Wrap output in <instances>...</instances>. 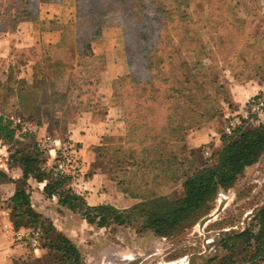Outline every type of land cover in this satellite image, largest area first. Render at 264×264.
I'll use <instances>...</instances> for the list:
<instances>
[{
	"label": "rangeland",
	"instance_id": "1",
	"mask_svg": "<svg viewBox=\"0 0 264 264\" xmlns=\"http://www.w3.org/2000/svg\"><path fill=\"white\" fill-rule=\"evenodd\" d=\"M120 54L129 68L108 90L102 83L108 67L103 58L119 64ZM255 97L264 98V0H0V119L21 118L38 127L36 134L20 129L22 135L13 140L0 139V170L7 174L20 168L12 158L16 152L31 153L34 147L45 151L46 166L55 170L54 157L40 146L46 135L72 144L81 158L70 139L73 130L82 127L85 113L103 116L113 103L124 105L128 125L135 124L132 140L166 142L173 152L196 149L199 160L203 156L212 164L224 147L228 117L244 115ZM124 144L125 139L101 152ZM206 147L212 159L205 157ZM82 174L70 181L81 191ZM4 184L0 178V205L7 208L1 224L22 230L23 239L13 231L10 239L28 251L9 264H64L60 256L45 259L44 249L28 245L29 228L17 225ZM164 189L169 201L183 197L179 183ZM224 198L229 200L224 211L201 230L200 221ZM142 203L131 206L138 210L128 226L99 228L79 213L60 217L71 226L66 235L81 252L82 264H128L137 258H143L141 264L187 263L205 250L207 233L243 224L264 204V155L232 188L221 190L201 218L168 237L146 228L150 207L142 212ZM255 217L248 229L257 231ZM244 247L238 243L233 252H223L221 245L216 258L242 264L254 251Z\"/></svg>",
	"mask_w": 264,
	"mask_h": 264
},
{
	"label": "trees",
	"instance_id": "2",
	"mask_svg": "<svg viewBox=\"0 0 264 264\" xmlns=\"http://www.w3.org/2000/svg\"><path fill=\"white\" fill-rule=\"evenodd\" d=\"M118 57H121L120 62H124L127 71L129 68L127 60L122 54ZM259 98L255 97L251 102ZM119 106L123 110V119L127 124L126 143L115 147L114 150L110 149L109 152L123 154L121 161L125 164L121 165V168L124 173L123 178L126 180L127 175L137 169L135 175L125 183V188L132 195L142 199L143 203L139 206L143 208L140 211L143 212L146 207H150L147 211L146 228L158 236L168 237L180 228L187 227L193 220L201 218L219 192L232 188L245 170L258 163L264 155V121L262 120L264 111L253 117L251 122H245L233 136L224 135V147L216 156V162L210 164L203 159V156L199 160L201 157L196 149L187 152L184 151L183 146V152H173L169 150L166 142L132 140L135 124L128 125L126 108L122 104ZM16 134L22 135L20 129L0 119V139L13 140ZM44 152L37 147H34V152L31 153L16 152L12 158L16 166L23 170L21 179L15 180L5 171L0 170V178L3 182L16 184L15 194L8 199V208L16 216L18 226L41 229V248L45 250V259L46 254L53 253L60 256L64 264H82L81 252L71 239L60 231L50 218L44 217L33 208L29 180L32 178L44 183V192L48 198H57L61 206L79 213L88 224L99 228L114 224L132 225L138 206L119 209L110 204L90 205L86 197L74 190L70 184L71 178L80 176L81 172L57 174L54 169H48L46 166L49 160L43 157ZM170 183H182L183 197L169 201L165 194H160L156 190L159 186ZM143 190L144 192H140ZM255 220L259 222L257 231L251 227L238 236L227 238L222 243L223 252H233L238 243H244L246 250L254 249L242 264H264V209L256 215ZM221 258L213 259L208 264H222L219 262ZM227 261L233 263L232 259Z\"/></svg>",
	"mask_w": 264,
	"mask_h": 264
},
{
	"label": "crops",
	"instance_id": "3",
	"mask_svg": "<svg viewBox=\"0 0 264 264\" xmlns=\"http://www.w3.org/2000/svg\"><path fill=\"white\" fill-rule=\"evenodd\" d=\"M103 59L108 64V67L101 72L102 83L105 87H110L108 90H112L114 81L122 73L126 72V65L124 62L116 64L111 61L107 62L105 58ZM106 111L103 116L94 111L85 113V116L81 118L82 123H79L82 124V127H79L78 130H73L74 133L70 136V139L78 144L80 150L84 169L79 182L84 183L86 187L83 189L85 191L82 190L83 192L78 190L79 187L76 181L71 186L74 190L83 194L92 206L110 204L119 209L129 208L142 200L139 196L129 193L125 188V183H128L130 177L135 175L134 173L137 172V169L132 170L134 172L129 173L126 180V178H123L124 173L121 168V165L125 164L121 161L123 154L112 151L107 152V154L106 152H101L102 150H106L104 146L121 145L124 143V139L126 143L127 128H125L126 123L123 119L124 114L122 108L116 103L109 105ZM83 125H85V128H83ZM213 140L216 144L221 142V139ZM107 160L109 161L108 164ZM101 165H108L106 171L102 170ZM8 174L13 179L18 180L23 177V170L22 168H17ZM29 184L31 186L29 192H31L33 208L44 217L50 218L59 230L67 234L66 232L70 230L71 226L60 221V217L68 216L74 212L67 207L61 206L57 198H47L44 192V183L31 179L29 180ZM180 185L182 187V183ZM165 187L159 186L156 190L160 194H164ZM4 188L7 191L4 198L8 200L15 194L16 184L14 182H7L4 184ZM140 192H144V190ZM1 204L3 206L6 205V203ZM51 206L54 207L51 208ZM3 209L7 208H2L0 205V264H9L12 258L21 257L28 251L23 245L13 243L10 239L11 231H5L4 226L1 224L2 220L6 218L2 217L1 212L4 211ZM60 210L64 213H60Z\"/></svg>",
	"mask_w": 264,
	"mask_h": 264
},
{
	"label": "built area",
	"instance_id": "4",
	"mask_svg": "<svg viewBox=\"0 0 264 264\" xmlns=\"http://www.w3.org/2000/svg\"><path fill=\"white\" fill-rule=\"evenodd\" d=\"M264 111V98H259L256 101H253L249 104L244 115L235 114L229 116L225 127L224 135L233 136L237 129L241 127L245 122H251L253 116L260 114ZM12 125L18 129H22L24 132L37 133L38 127L29 125L21 118H12ZM58 147L57 149H52V146ZM40 146L43 149L50 151V154L55 159V172L59 175H68L73 172H82L84 169L83 163L79 160L76 155V150L72 144L61 143L58 140H55L51 135H46L43 139L40 140ZM53 151H56L55 156ZM205 157L207 159H212L214 157L213 151L210 147H206L204 151ZM6 232L13 231L14 237H19L23 239V231L19 229L11 228L9 223L3 224ZM28 245L34 250L39 251L42 247V231L41 229H28L27 232Z\"/></svg>",
	"mask_w": 264,
	"mask_h": 264
},
{
	"label": "water",
	"instance_id": "5",
	"mask_svg": "<svg viewBox=\"0 0 264 264\" xmlns=\"http://www.w3.org/2000/svg\"><path fill=\"white\" fill-rule=\"evenodd\" d=\"M228 202H229L228 198L222 199V201H221L218 209L215 211V213H212V214L204 217L200 221L201 230H203L209 222L214 220L216 217H218L224 211ZM262 209H264V204L256 207L250 213H248L244 219L243 224H241L237 227L207 233L205 235V240H204L205 250L202 253L192 254L189 257L187 263H183V264L208 263V262L212 261L213 259H215L217 256H219V254L221 252L222 243L227 238L235 237V236H238V235L242 234L243 232H245L249 227V221L252 218H254ZM213 249L215 250L214 255L208 256L207 253H209ZM142 261H143V258H137V259L130 261L128 264H141Z\"/></svg>",
	"mask_w": 264,
	"mask_h": 264
}]
</instances>
